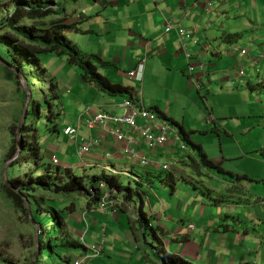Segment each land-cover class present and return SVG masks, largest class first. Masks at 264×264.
Masks as SVG:
<instances>
[{
	"label": "crops",
	"instance_id": "0c3cea01",
	"mask_svg": "<svg viewBox=\"0 0 264 264\" xmlns=\"http://www.w3.org/2000/svg\"><path fill=\"white\" fill-rule=\"evenodd\" d=\"M61 1L0 0V19L9 16L19 5L57 9ZM209 1L85 0L91 2L85 5L87 14H75L72 3L68 4L67 16L74 18L75 14L78 20L81 19L82 32L74 33L75 36L67 41L81 55L96 57L92 62L97 72L123 90L122 94L115 96L100 92L87 84L81 78V71L73 67L64 74L62 86L57 80L58 73H49L47 69L44 72L45 79L55 80L57 90L53 96L57 97L63 110L60 135L55 138L60 145L44 143L46 159L50 161L56 157L62 170L77 175L76 168L88 178H100L101 186L113 181L121 188V192L112 189L118 203L116 212L99 206L89 210L84 202L74 201V210L68 218V234L73 238L79 236L76 241L81 242V236L87 232L84 238L87 250L105 237L104 254L90 264H173L151 261L150 251L154 253L155 248L145 240L150 232L160 242L162 255H173L185 264H264V241L258 236L264 237V207L257 205L258 197L247 194L245 198L242 182L226 181L225 185L233 189L231 199L235 201L230 198L219 201L215 213L210 196L207 199L211 208L197 202V197L186 190L189 180L195 177L185 168H192L197 174L202 168L210 170L202 166L193 151L179 153L181 144L187 141L200 146L203 151L195 136L213 128L219 133L221 149L224 150L223 133L229 134L232 127V101L234 98L242 101L238 98L243 94L239 88H253L252 81L256 79L248 77V68L256 73L264 61V37L252 41L254 48L250 49L236 46L241 35H233L230 28H224L225 33L221 34L222 28L227 27L223 18L228 15V6L233 0L216 1L213 12L207 13ZM241 1L245 6L240 7L242 17L248 14V9L258 12L256 19L244 18V22L257 26L261 17L259 12L264 16V0H258V3L257 0ZM172 19L193 36L186 42V50L175 31H165L166 22ZM244 49L247 50L246 56L241 53ZM51 58L62 64V76L68 68L64 63L66 59L56 55ZM44 61L48 63L47 56ZM141 61H145L144 79L137 82L127 73ZM190 67L194 70L190 71ZM242 68L245 69L244 77L239 75ZM260 74L259 71L257 76ZM125 101L156 113L161 121L179 130L181 141L171 138L167 145L152 151L137 133H131L127 126L122 127L123 133L134 139L136 151L150 159L152 164L149 167H143L126 155L125 143L118 142L108 131L89 130L85 126V121L98 113L123 115ZM226 120L230 121L229 125L225 124ZM137 123L140 125L141 121ZM237 123L241 125V120L235 122V128H238ZM69 127L78 129L74 139L65 136ZM230 136L235 139L234 135ZM90 141L96 142L91 153L80 158L78 147ZM177 156L178 162L166 158L176 159ZM161 161L172 166L169 175L161 180L173 183L171 194L176 197V206L168 204L166 193L154 192L151 175L160 170ZM221 169L224 173H234ZM122 178L127 179V185L122 184ZM206 179L209 177L205 174L201 184ZM237 211L245 216L236 215ZM227 218H232V222H225ZM145 224L148 225L144 229ZM192 224L194 229L190 230ZM88 255L89 251H85L80 258Z\"/></svg>",
	"mask_w": 264,
	"mask_h": 264
},
{
	"label": "trees",
	"instance_id": "16d2710c",
	"mask_svg": "<svg viewBox=\"0 0 264 264\" xmlns=\"http://www.w3.org/2000/svg\"><path fill=\"white\" fill-rule=\"evenodd\" d=\"M78 1L62 0L57 9L48 6L39 8L19 5L9 16L0 19V51L7 50L10 56V58L6 56L7 60H4L1 56L0 59L19 73L18 75L0 64V69L5 74L6 81L15 86L16 100L13 103L17 107V110L12 109L14 111L11 115V125L8 128L10 144L8 143L7 155L1 163L0 196L9 202L14 212L20 216V219L24 217L27 223L33 226L34 238L31 247L35 250V253L30 264H42V258L46 254L51 253L62 256L61 253L64 251H67L69 257L66 256L62 264H74V260L81 259L80 257L86 249L67 232L68 218L74 210V199H85V205L89 210L99 206L101 201L102 182H100V178H88L85 175L76 177L70 170H60L59 167H55L45 157V148L41 139L44 136L56 138L60 135L62 113L55 112L58 105L55 106L50 99L57 98L53 96L54 90H57L55 80L45 79L42 76L46 72V69L42 67L43 56L52 54L64 57L68 64L80 68L81 78L87 84L97 88L100 92L111 96L123 93L119 86L112 85L97 72L92 62L93 58L96 59V57L81 55L79 50L67 41V34L82 32L81 19L72 21L67 16L68 4ZM26 61L28 67L33 68L31 69L32 72L41 71L39 80L49 89L51 96L44 97L47 102L46 109L49 113L46 117L45 105L34 100L31 93L25 123L21 128V140L18 141L24 107L28 99L21 84L20 76L24 77L31 92L25 67ZM44 127L47 128V132L44 136H41ZM192 146L198 150L200 163L203 167L222 171L220 164L210 160L200 146L193 143ZM9 163L11 164L7 169V183L9 184L7 186L2 173ZM24 165H28L29 171L22 173L21 170ZM61 175L65 177L63 185H52L57 182L58 176ZM62 177L60 178L62 179ZM106 184L108 189L116 188L121 192V188L117 187L113 181H108ZM124 193L127 194V191ZM30 215L39 228L38 245L35 225L32 224ZM147 225L145 224L143 228L145 229ZM58 231H60L59 236L57 235ZM145 240L148 242V237H145ZM149 245L153 244L149 243ZM37 246L40 250L36 261ZM74 252L76 256L72 254ZM158 256L167 263L185 264L173 255L158 253ZM0 264L12 263L0 257Z\"/></svg>",
	"mask_w": 264,
	"mask_h": 264
},
{
	"label": "rangeland",
	"instance_id": "374dc122",
	"mask_svg": "<svg viewBox=\"0 0 264 264\" xmlns=\"http://www.w3.org/2000/svg\"><path fill=\"white\" fill-rule=\"evenodd\" d=\"M247 2H250L247 0ZM62 3V1H61ZM91 3V2H90ZM90 3H86L85 0H81L78 3H72L71 6L73 7L74 13H81L85 12L84 14H87L88 12L85 10V5H89ZM241 0H233L232 5L228 6V15L226 18H223L224 22H227V27H223L221 34L225 33V29L230 28L229 30L232 31L233 35L236 33L240 34L241 37L235 42L236 46H248V48L253 49L254 46L251 44L252 41L257 40V38L264 37V16L260 13V19L256 22L257 26H253L250 24V22H244V18L252 20L253 18L256 19V14L258 13L256 10L253 12L248 9V14L244 15L242 17V13L240 12V7H245L242 5ZM258 3V0L256 1ZM242 5V6H241ZM252 5V4H251ZM260 7V5H256ZM263 10V8H261ZM244 13V12H243ZM246 13V12H245ZM73 14V13H72ZM74 14V18H70L72 21H77V16ZM3 18H6L4 16ZM245 25V26H244ZM81 26V25H80ZM239 26V27H238ZM225 28V29H224ZM75 34H67V39H71ZM226 39L229 38L228 34L226 35ZM74 42H79L74 39ZM7 46V44H6ZM246 50V49H244ZM247 51V50H246ZM0 56L7 60L6 56H9V53L7 50H1ZM47 56L48 63H45L44 58ZM46 56H43L42 61V67L47 69L49 73L56 72L58 73L57 80L60 83V86L63 85L62 80L64 74L66 75L67 72L70 71V68L73 67L77 71H80V68L75 65L68 64L67 61L64 60V63H67V69H65L64 73L61 76V68L62 64L56 60H52L51 56L52 54H48ZM54 56V55H53ZM64 58V57H62ZM3 63L2 59H0ZM4 67V66H3ZM26 72H27V78L30 84V90L32 93V96L34 100L37 102H42L43 105H46L47 102L45 101V96H51V93L47 87L42 84L39 80L40 72H32V67H28L27 61L25 64ZM51 71V72H50ZM260 75L257 76L259 74ZM39 73V74H37ZM74 74V72H73ZM44 77V74H42ZM49 76V74H47ZM248 77L255 78V81H252L253 88L247 87V89L239 88L240 91L243 92V94H240L238 96L240 101H236L235 98L233 99L232 103V110L230 111L231 116H233L231 119L232 121V127L229 129L230 133H223V148L221 149L220 145V138L219 133L215 132L213 128H209L206 132L198 133L195 137L197 140L201 142V145L203 146V151L205 152L207 157L212 160L213 162L220 164L221 167H223L225 170H231L234 171L233 174L231 173H224L220 171V174L215 168H208L210 171L204 170V168L200 169V172L197 174L192 168H185V171L193 174L195 178L193 180H189L190 183L189 186L186 187V190L189 191L190 195L196 196L197 202H202L207 204L209 208L210 204H208L207 196L212 198L211 201L213 204V211L215 213L218 212L217 205L219 204V201H224L226 199H231L233 193V189L228 187L226 184V181L233 182L234 184H239L242 182L245 186V193L244 197H247V194L253 195L254 198H259V200H264V61L260 64L259 68L255 71H252L248 68ZM55 82V81H54ZM65 92V90H64ZM227 92H224L226 94ZM51 102L56 106V113H62L63 110L59 104V100L55 98H50ZM67 100V96L65 97ZM257 99L258 102L256 101ZM16 100V90L15 86L12 83H9L6 81L5 74L0 69V171H1V163L5 159V155H7L8 148L10 144V139L8 135V128L11 125V115L14 110H17L15 103L13 101ZM255 103V104H254ZM15 108V109H14ZM14 109V110H12ZM47 110V109H46ZM49 113L47 110V113L45 114L46 117H48ZM62 119V118H61ZM65 119V115L63 116V120ZM237 120H241V125L237 123L238 128H235L233 125H235V122ZM230 121L225 122L226 125H229ZM45 124L48 127V124L45 122ZM214 126V124L212 125ZM209 127V126H207ZM46 127L43 128V131L41 132V136H44L46 134ZM246 133V134H244ZM234 135L235 139L230 136ZM45 137V136H44ZM43 137V138H44ZM43 138L42 143L52 144L55 143V146L60 145L58 141L55 140V138L52 137H45ZM58 139V138H57ZM21 140L20 135L18 134V141ZM236 140H239L237 143ZM184 143L188 146L189 151H193L197 154V160H200L199 153L197 149H194L191 145L192 143H188L187 141ZM241 145H238V144ZM183 151H179V153H182ZM184 153V152H183ZM170 161H176L178 162V156L177 158L173 157H166ZM53 159V157H52ZM52 159L50 160L52 162ZM164 161H161V164H163ZM11 163L8 164V166ZM57 167V166H55ZM59 167V165H58ZM75 168V167H74ZM62 170V169H60ZM29 167L28 165H24L21 172H28ZM58 170L56 169V172ZM212 171V172H211ZM75 172L77 175L76 177H81L82 172L75 168ZM205 172V173H204ZM64 173V172H63ZM92 174L94 175L95 172L92 171ZM108 175V173H106ZM205 174L209 177V179H206L205 183L201 184V182L205 179ZM246 174H249V177H247ZM59 175V173H58ZM169 175L168 171L164 170H158L155 171L151 175V179L154 181L153 186L155 188L154 192L159 193H166V201L168 204L175 205L176 197H172L171 191H172V182L164 181L162 182V178L165 179ZM61 175L60 177H62ZM181 176V175H180ZM58 176L57 182H53L55 186L63 185L65 182V177H62V179ZM226 179V180H225ZM122 184L127 185V179L122 178ZM126 183V184H125ZM196 187L197 189L194 190L193 188ZM206 187V188H205ZM179 190L178 188H176ZM191 191V192H190ZM188 194V193H187ZM74 198V197H72ZM75 200V199H74ZM79 202L82 201L86 203L85 199H77ZM205 200V202H203ZM77 201V202H78ZM158 201V200H157ZM160 203V202H159ZM161 204V203H160ZM78 205V203H77ZM225 215V214H224ZM236 215H243L245 216V213L239 214V212H236ZM231 216V215H230ZM225 222L231 223L232 218L225 219ZM88 230V228H87ZM68 232V229H67ZM86 233H83L81 236V240H84ZM103 234V233H102ZM254 234V233H252ZM34 235V229L32 225H29L26 221V219L23 217V219H20V216L17 215L14 210L11 208V205L7 200H4L2 196H0V257H3L8 262L12 264H30L33 260V256L35 253V250L32 249V239ZM57 235H60V231H58ZM259 239H262L264 241V237L262 235H258ZM92 236H90L91 238ZM48 238V236H46ZM75 240H79V236H76L74 238ZM148 241L149 243H152L154 246V253L150 250H148V253L150 251L151 255V261L161 262L160 257L158 256V253L161 254V245L160 242L155 240L153 237L152 232L148 234ZM79 242V241H78ZM264 243V242H263ZM82 245V242H80ZM86 251L87 247L82 245ZM39 248V247H38ZM139 250V249H138ZM62 256H56L55 254L48 253L42 258V264H62L64 262V258L67 256L69 257V254L67 251H64L61 253ZM74 256H76V253H72ZM75 263V261H74Z\"/></svg>",
	"mask_w": 264,
	"mask_h": 264
},
{
	"label": "built area",
	"instance_id": "2783aa9c",
	"mask_svg": "<svg viewBox=\"0 0 264 264\" xmlns=\"http://www.w3.org/2000/svg\"><path fill=\"white\" fill-rule=\"evenodd\" d=\"M219 0H210L207 3L206 11L207 13H212L214 9V2ZM165 31L171 32L175 31L178 35V38L181 41L182 48L186 50L187 41L192 40L193 36L187 30H185L179 23L172 19L167 21L165 24ZM242 56L247 55L246 50L241 51ZM189 58V55H186ZM194 68L190 67V71H193ZM145 72V61L139 62L136 67L127 73V76L131 79L136 80L137 82H143ZM239 75L243 77L245 75V69L242 68L239 71ZM124 109V114L121 116L111 115L108 113H98L92 115L90 119L85 121V126L89 130L93 129H104L108 131L109 135L114 137L118 142L125 143V154L128 155L133 161L140 163L143 167H149L152 162L146 155H142L136 151L134 148V139L127 137L122 130L123 126H127L131 133H137L141 140L147 144L149 150H155L156 148L164 147L169 143L171 138H175L181 141L179 130L172 126L170 123L161 121L159 116L144 108L134 105L130 101H125L122 104ZM141 121L139 125L137 122ZM78 129L69 127L65 130V136H69L72 139L77 135ZM96 144L95 141L84 142L77 149L78 156L80 158L91 153L92 148ZM181 151H187V146L183 143L180 146ZM52 163L55 166L59 165L58 159L53 157ZM160 168L164 171H171V164H159ZM113 190L105 189L101 193V201L99 207L103 210L112 209L113 212H116L118 203H116L115 198L113 197ZM259 206L264 207V200H259ZM190 229H193L194 226L190 225ZM105 229V227H104ZM82 245H84V240H81ZM105 247V237L93 248L89 249V255L82 260H76L74 264H90L93 260L98 259L104 252Z\"/></svg>",
	"mask_w": 264,
	"mask_h": 264
},
{
	"label": "water",
	"instance_id": "95a60500",
	"mask_svg": "<svg viewBox=\"0 0 264 264\" xmlns=\"http://www.w3.org/2000/svg\"><path fill=\"white\" fill-rule=\"evenodd\" d=\"M0 64H1L2 66H4L5 68H8L10 71H13V72H15L16 74L19 75V73H18L17 71H15L14 69L10 68L7 64L3 63L2 61H0ZM20 81H21V84H22V86H23V88H24V90H25V92H26V94H27V96H28V99H27V102H26L25 107H24V115H23V119H22V121H21V125H20V128H19V135H20V133H21V128L23 127V124L25 123L26 113H27V110H28V108H29L30 99H31V92L29 91V89H28V87H27V84H26L25 79H24L23 76H20ZM7 169H8V165L4 168L3 173H2V177H3V180H4V182L6 183V185L9 186V184L7 183V180H8V178H7ZM30 219H31L32 224L35 225V222H34V220H33V218H32L31 215H30ZM35 233H36V241H37V245H38L39 228H38V226H36V225H35ZM39 250H40V249H39L38 246H37V251H36V252H37L36 261L38 260Z\"/></svg>",
	"mask_w": 264,
	"mask_h": 264
},
{
	"label": "clouds",
	"instance_id": "9594fccd",
	"mask_svg": "<svg viewBox=\"0 0 264 264\" xmlns=\"http://www.w3.org/2000/svg\"><path fill=\"white\" fill-rule=\"evenodd\" d=\"M245 76V75H244ZM243 76V77H244ZM184 143V142H183ZM185 144V143H184ZM186 145V144H185ZM187 146V145H186ZM187 148H188V146H187ZM187 151H189V148H188V150ZM183 152H186V151H183ZM54 165V164H53ZM55 166V165H54ZM58 167V166H57ZM161 170H163L162 168H160ZM172 170V169H171ZM169 172H171V171H169ZM105 189H108L107 188V186H101V193L105 190ZM108 190H110V189H108ZM112 190V189H111ZM100 205V204H99ZM257 205L259 206V201H257ZM193 225V224H192ZM194 226V225H193ZM190 229V228H189ZM194 229V228H193ZM193 229H190V230H193ZM85 246V245H84ZM104 249H105V247H104ZM87 251H89V250H87ZM103 254H104V252H103ZM102 254V255H103ZM85 258V257H84ZM84 258H81V259H76V260H82V259H84ZM100 258V257H99ZM75 260V261H76Z\"/></svg>",
	"mask_w": 264,
	"mask_h": 264
}]
</instances>
